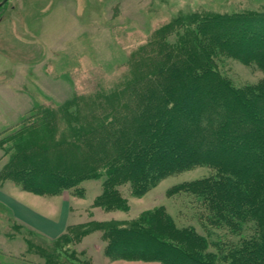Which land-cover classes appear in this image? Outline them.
I'll list each match as a JSON object with an SVG mask.
<instances>
[{
    "label": "rangeland",
    "instance_id": "obj_1",
    "mask_svg": "<svg viewBox=\"0 0 264 264\" xmlns=\"http://www.w3.org/2000/svg\"><path fill=\"white\" fill-rule=\"evenodd\" d=\"M261 19L264 0H8L0 7L1 184L22 190L21 183L46 184L56 171L79 172L85 160L92 163L96 154L110 151L109 146L103 150L108 140L101 142L102 135L124 147L123 141L132 137L124 127L115 133L112 127H134L150 120L165 97L160 85L179 98L191 84L193 70L183 82L172 75L185 68L189 57L236 89L256 90L264 84V70L243 58L246 50L239 42L242 37L252 43L255 36L249 34L256 25L251 23L242 34L237 28ZM178 55V66L169 64ZM162 65L171 71L159 77ZM203 78L201 103L209 101L204 94L214 79ZM149 89L154 97L147 109ZM18 106L23 108L21 116L16 115ZM42 108L55 116L45 136L36 141L38 145L27 140L34 146L32 152L13 148L11 140ZM142 112L144 116L138 117ZM94 125H105V130L93 132ZM39 149L46 152L37 154ZM215 176L214 168L196 166L163 178L138 197L123 185L118 187L122 203L99 199L102 178L78 177L75 188L65 192L78 201L73 218L56 239L21 224L0 204V264H162L106 253L116 238L114 227L137 228L139 219L154 210L166 215L158 220L160 226L169 218L178 230L204 239V253H212L214 263L231 264L235 256L230 255V246L257 237L259 229L252 222L236 232L215 222V201L199 197L188 186ZM196 241L192 243L200 245ZM180 263L192 264L186 259Z\"/></svg>",
    "mask_w": 264,
    "mask_h": 264
},
{
    "label": "trees",
    "instance_id": "obj_2",
    "mask_svg": "<svg viewBox=\"0 0 264 264\" xmlns=\"http://www.w3.org/2000/svg\"><path fill=\"white\" fill-rule=\"evenodd\" d=\"M250 24L256 25L253 34H249L250 37L255 36L253 42L246 43L239 37V42H244L246 50L243 58L264 70V27L257 29L264 26V20L247 21L246 27L235 28L242 34ZM258 31L262 34H257ZM258 48L262 51H258ZM180 57L175 56L169 64L178 66L177 60ZM198 64L189 57L185 61V68L176 72L177 75H172L183 82L188 72L193 70L189 74L191 84L183 88L179 98L174 96L171 88L160 85L165 97L158 104V112L149 117L150 120L131 127L127 120L124 122L126 117H121L123 124L127 125L112 127L114 133L124 127L127 136L132 137L129 142L123 141L124 147L118 146L109 136L102 135L101 142L108 140L103 150L109 146L110 151L104 155L96 154L92 163L85 160L83 170L69 176L56 171L49 174L51 176L46 184L33 181L21 183L22 190L40 196H54L75 188L78 177L91 178L95 175L103 179L99 199L122 203L119 200L120 186L128 184L132 195L138 197L163 178L207 165L216 170L217 176L191 182L188 186L199 197L212 203L215 201V222L225 224L236 232L241 231L244 224L252 222L259 229L257 237L230 246L229 253L235 256L231 264H264V84L257 87L259 91L257 88L251 91L239 90L221 81L216 72L210 70L214 77L206 73L204 67H201L203 65ZM167 67H160L163 71L159 77L171 71L164 69ZM205 75L206 79H214L213 86L207 88L204 94L210 96L209 101L201 103L198 95L201 83L205 82ZM153 97L154 91L149 89L145 95L147 109L151 107ZM143 116L144 112L138 117ZM54 118V112L49 108L37 109L36 115L30 122L24 123L25 126L18 131L20 134L11 140L13 148H21L23 153L32 152L34 146L29 145L31 141L27 140L32 139V144L38 145L36 141L45 136V129L49 127L48 123H53ZM44 119L46 123L40 124ZM177 124L187 129H180ZM97 125L92 126L91 129H95L93 132L105 130V125L101 128ZM45 152L39 149L37 154ZM148 215L139 219L137 228L132 225L114 227L112 232L116 238L108 244L107 256L118 254L124 259L158 260L162 264H181L180 260L183 259L192 264H217L214 263L212 253H204L207 248L204 239L192 238L187 231L183 233L174 227L169 218L168 223L160 226L158 220L162 222L166 215L158 210ZM196 240L200 245L193 244ZM187 241L190 243L187 244Z\"/></svg>",
    "mask_w": 264,
    "mask_h": 264
},
{
    "label": "crops",
    "instance_id": "obj_3",
    "mask_svg": "<svg viewBox=\"0 0 264 264\" xmlns=\"http://www.w3.org/2000/svg\"><path fill=\"white\" fill-rule=\"evenodd\" d=\"M3 94L6 95V92L3 91ZM8 94L10 97L15 93ZM21 106H18L19 113L16 115L21 116L23 113ZM1 167L0 162V169ZM76 201V198L65 192L54 196H40L7 183L0 184V204L8 209L15 220L49 239H55L66 231L73 218Z\"/></svg>",
    "mask_w": 264,
    "mask_h": 264
},
{
    "label": "water",
    "instance_id": "obj_4",
    "mask_svg": "<svg viewBox=\"0 0 264 264\" xmlns=\"http://www.w3.org/2000/svg\"><path fill=\"white\" fill-rule=\"evenodd\" d=\"M7 1H8V0H2V1L0 2V7L3 6Z\"/></svg>",
    "mask_w": 264,
    "mask_h": 264
}]
</instances>
